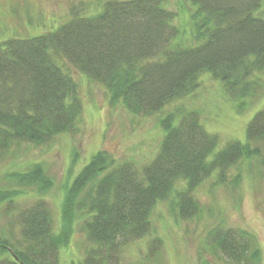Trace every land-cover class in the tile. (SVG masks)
<instances>
[{
    "label": "trees",
    "instance_id": "16d2710c",
    "mask_svg": "<svg viewBox=\"0 0 264 264\" xmlns=\"http://www.w3.org/2000/svg\"><path fill=\"white\" fill-rule=\"evenodd\" d=\"M187 1L188 35L166 0H105L91 14L75 8L54 29L0 39V156L12 145L42 144L76 129L82 101L70 65L135 114H152L191 94L204 71L238 100V112L248 107L263 87L264 0ZM159 122V148L140 169L101 149L91 155L65 186L60 232L42 196L19 204L31 191L50 188L39 163L7 174L11 183L0 188V204L15 214L19 235L0 232V264H60L59 248L78 215L92 243L81 264H109L149 233L158 201L174 194L177 215L191 217L199 211L194 193L204 179L215 174L221 181L244 160L264 167V107L247 123L244 140L221 146L197 111L169 110ZM223 228H209L211 244L236 264H256L260 250L252 234ZM153 239L155 249L162 240Z\"/></svg>",
    "mask_w": 264,
    "mask_h": 264
},
{
    "label": "rangeland",
    "instance_id": "374dc122",
    "mask_svg": "<svg viewBox=\"0 0 264 264\" xmlns=\"http://www.w3.org/2000/svg\"><path fill=\"white\" fill-rule=\"evenodd\" d=\"M104 1L0 0V39L10 35L28 37L54 29L68 20L75 8L82 14H91ZM166 1L170 9L177 11L176 21L188 35L184 28H189L191 5L187 0ZM70 73L82 101V115L76 129L53 136L46 143L12 145L0 156V188L11 183L7 174L25 171L34 163H39L51 179L44 194L31 191L18 200L23 204L42 196L50 206L55 232L61 228L65 186L97 150L107 151L115 162L129 161L140 169L159 148L163 136L159 120L169 110L197 111L204 128L218 135L221 146L226 140H244L247 123L264 107V76L258 96L241 112L237 111L238 100L226 95L221 81L204 71L191 94L144 115L128 111L120 102H112L103 84L87 78L72 65ZM194 196L199 211L191 217L177 215L174 194L158 201L150 213L149 233L115 252L109 264H236L211 244L208 231L213 225L252 234L260 250L256 264H264V167L261 164L244 160L230 168L221 181L212 174L198 185ZM81 221L78 215L70 238L59 248L60 264H81L92 246ZM0 232L9 239L11 232L19 235L15 214L4 212L3 204H0ZM155 237L162 242L153 249L151 242Z\"/></svg>",
    "mask_w": 264,
    "mask_h": 264
}]
</instances>
